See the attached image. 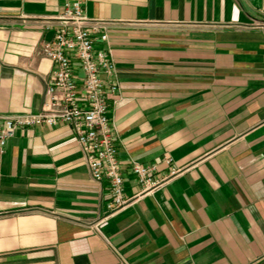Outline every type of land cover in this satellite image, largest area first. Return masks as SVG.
Segmentation results:
<instances>
[{"label":"crops","instance_id":"0c3cea01","mask_svg":"<svg viewBox=\"0 0 264 264\" xmlns=\"http://www.w3.org/2000/svg\"><path fill=\"white\" fill-rule=\"evenodd\" d=\"M67 1L0 0V117L43 110ZM71 1L108 27L126 196L131 162L168 180L107 218L71 126L19 129L0 155V264H264V0Z\"/></svg>","mask_w":264,"mask_h":264},{"label":"built area","instance_id":"2783aa9c","mask_svg":"<svg viewBox=\"0 0 264 264\" xmlns=\"http://www.w3.org/2000/svg\"><path fill=\"white\" fill-rule=\"evenodd\" d=\"M56 21V28L51 23L46 26V30H54V37L43 47L54 67L46 103L40 113L0 117V155L19 129L71 126L93 179L109 183V218L132 201L152 194L168 178L158 177L156 166L131 162L130 172L140 191L132 198L126 196L116 127L109 116V99L120 91L118 69L111 50L98 47L108 42V27L105 22H91L81 1L68 0ZM164 161L172 163L170 157ZM176 173L173 170L172 175Z\"/></svg>","mask_w":264,"mask_h":264}]
</instances>
